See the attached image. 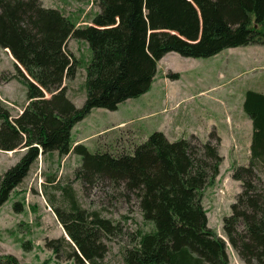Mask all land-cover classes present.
Here are the masks:
<instances>
[{
  "label": "trees",
  "instance_id": "obj_1",
  "mask_svg": "<svg viewBox=\"0 0 264 264\" xmlns=\"http://www.w3.org/2000/svg\"><path fill=\"white\" fill-rule=\"evenodd\" d=\"M99 3L101 10L92 24L83 25L81 14H68L59 7L0 0V45L22 60L27 70L30 62L51 66L56 78L49 82L53 87L73 72L74 64L84 65L82 88L86 90L83 106L77 107L67 85L46 98L36 96L34 83L21 80L27 88V104L16 118L0 96V150L22 154L0 176V207L41 156L75 154L82 159L75 176L84 189L106 183L124 188L152 227L132 235L123 250L124 264H231L227 242L209 227L203 205L204 191L215 184L223 162L219 138L216 143L172 142L163 132H154L128 153L108 148L92 153L85 145L72 142V130L94 109L116 111L127 100L146 94L158 63L169 53L205 59L226 49L264 46V0ZM70 40L87 46L92 54L89 61L76 58L68 49ZM49 76L45 73L42 82ZM243 110L253 127L251 157L248 166L233 170L232 178L241 183L242 191L231 206V215L223 220V233L246 264H264V190L259 187V171L264 169V94L247 91ZM59 190L65 207H55V214L69 240H51L46 247L57 259L101 264L107 254L105 237L119 235L122 228L99 211L84 209L72 186ZM14 207L22 210L19 202ZM23 248L30 250V245L25 243ZM0 264L21 263L12 254H0Z\"/></svg>",
  "mask_w": 264,
  "mask_h": 264
},
{
  "label": "rangeland",
  "instance_id": "obj_2",
  "mask_svg": "<svg viewBox=\"0 0 264 264\" xmlns=\"http://www.w3.org/2000/svg\"><path fill=\"white\" fill-rule=\"evenodd\" d=\"M30 2L59 7L68 14H81L83 25H91L101 10L99 0H13L14 5ZM68 49L79 61L86 58L89 61L92 56L87 46L77 40H71ZM40 64L30 62L27 70L22 60L0 45V96L12 116H19L27 104V88L21 80L34 83L36 96L46 98L67 85L69 98L82 107L86 100V90L82 88L84 65L74 64L73 72L64 75L61 84L53 87L49 85L56 81L53 68ZM45 73H50L46 83L41 80ZM176 73L180 77L172 78ZM249 90L264 94L262 45L226 49L205 59L185 58L172 52L158 63L156 77L146 94L127 100L116 111L94 109L74 127L72 142L85 145L92 153L108 148L124 154L154 132H163L172 142L192 139L216 143L219 138L223 162L215 184L204 191L203 205L208 212L209 227L227 242L230 263L246 264L224 236L223 220L231 215V206L242 191L241 183L232 178L233 170L248 166L251 157L253 127L243 110ZM21 156L0 150V176ZM81 163V157L75 154L64 158L57 153L40 157L11 199L0 207L1 255L12 254L21 264H74L64 257L57 259L46 247L51 240L63 237L69 240L55 207H65L59 187L70 185L84 209L99 211L122 228L119 235L105 237L107 254L101 264H124L123 250L129 246L132 235L139 229L149 231L152 227L144 222L137 200L127 197L124 188L116 189L106 183L84 189L75 176ZM259 176L262 191L264 169L259 171ZM54 177L55 183H50L49 179ZM16 202L22 205L19 212L14 207ZM25 243L30 245V250L23 248Z\"/></svg>",
  "mask_w": 264,
  "mask_h": 264
},
{
  "label": "crops",
  "instance_id": "obj_3",
  "mask_svg": "<svg viewBox=\"0 0 264 264\" xmlns=\"http://www.w3.org/2000/svg\"><path fill=\"white\" fill-rule=\"evenodd\" d=\"M81 24V23H80ZM71 41V40H70ZM73 41V40H72ZM68 95H69V92H68ZM251 124V123H250ZM251 127H252V124H251ZM251 145V144H250Z\"/></svg>",
  "mask_w": 264,
  "mask_h": 264
}]
</instances>
